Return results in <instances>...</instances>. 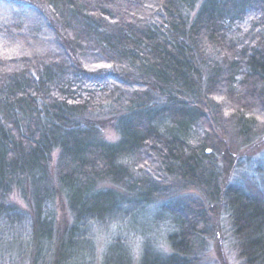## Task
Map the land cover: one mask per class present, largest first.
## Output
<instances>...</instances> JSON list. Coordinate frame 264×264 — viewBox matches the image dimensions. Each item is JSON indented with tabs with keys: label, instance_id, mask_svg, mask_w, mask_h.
<instances>
[{
	"label": "trees",
	"instance_id": "trees-1",
	"mask_svg": "<svg viewBox=\"0 0 264 264\" xmlns=\"http://www.w3.org/2000/svg\"><path fill=\"white\" fill-rule=\"evenodd\" d=\"M263 111L264 0H0V241L24 239L32 264H75L90 226L150 203L170 177L212 201L214 125L238 132ZM105 122L117 141L101 139ZM14 189L28 221L5 202ZM55 193L71 216L59 233ZM223 198L242 256L264 263L263 193ZM205 206L165 203L172 253L140 264H195Z\"/></svg>",
	"mask_w": 264,
	"mask_h": 264
},
{
	"label": "rangeland",
	"instance_id": "rangeland-1",
	"mask_svg": "<svg viewBox=\"0 0 264 264\" xmlns=\"http://www.w3.org/2000/svg\"><path fill=\"white\" fill-rule=\"evenodd\" d=\"M246 118L250 121L247 122L248 126L240 128L238 132L228 133L223 127L214 125L215 143L211 145L206 142L210 147H204L208 155L205 166L214 174L211 182L215 186L212 201H208L204 191L199 188L178 183V178L170 177L160 185L165 190L163 195L139 205L138 208L142 209L138 210L137 206L128 208L111 221L90 226L87 236L90 241L80 244L79 259L75 264H124L126 261L140 264L144 252L150 255L155 253L161 258L170 255L172 251L168 237L177 231V227L173 218L163 211V205L174 199L199 200L206 204L208 224L203 230L202 246L192 256L196 258L195 264H264L260 260L251 263L242 256V239L235 236L231 211L223 198L229 186L244 191L248 198L254 193L264 195V111ZM97 124L102 140L110 143L118 140L111 122ZM210 130L200 125L197 140L203 141L207 134L210 138ZM55 160L56 153L52 156L49 170L51 183H55ZM5 202L15 206L23 221H28L29 203L21 198L17 190H12ZM47 209L54 216L53 227L57 233L70 225L71 216L62 195L55 193ZM17 227V233L20 229L24 232L22 225ZM261 234L264 241V232ZM9 237H6V241H0V264H32L25 251L27 245H23L25 240L21 238L9 242Z\"/></svg>",
	"mask_w": 264,
	"mask_h": 264
}]
</instances>
